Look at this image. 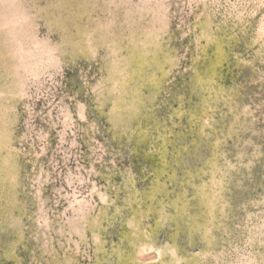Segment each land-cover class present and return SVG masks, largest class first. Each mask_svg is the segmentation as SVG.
<instances>
[{
    "label": "rangeland",
    "instance_id": "374dc122",
    "mask_svg": "<svg viewBox=\"0 0 264 264\" xmlns=\"http://www.w3.org/2000/svg\"><path fill=\"white\" fill-rule=\"evenodd\" d=\"M0 264H264V0H0Z\"/></svg>",
    "mask_w": 264,
    "mask_h": 264
},
{
    "label": "bare ground",
    "instance_id": "6f19581e",
    "mask_svg": "<svg viewBox=\"0 0 264 264\" xmlns=\"http://www.w3.org/2000/svg\"><path fill=\"white\" fill-rule=\"evenodd\" d=\"M149 251V250H148Z\"/></svg>",
    "mask_w": 264,
    "mask_h": 264
}]
</instances>
